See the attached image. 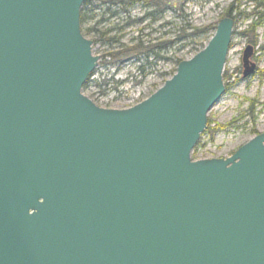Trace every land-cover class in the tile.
<instances>
[{
  "label": "water",
  "instance_id": "water-1",
  "mask_svg": "<svg viewBox=\"0 0 264 264\" xmlns=\"http://www.w3.org/2000/svg\"><path fill=\"white\" fill-rule=\"evenodd\" d=\"M86 1L0 0V264H264V133L190 158L233 21L146 100L103 109L81 93Z\"/></svg>",
  "mask_w": 264,
  "mask_h": 264
},
{
  "label": "rangeland",
  "instance_id": "rangeland-1",
  "mask_svg": "<svg viewBox=\"0 0 264 264\" xmlns=\"http://www.w3.org/2000/svg\"><path fill=\"white\" fill-rule=\"evenodd\" d=\"M164 1L169 6L173 5L175 10L166 11L161 21L154 25L136 22L143 16L141 2H136L134 9L125 15L121 14L120 21H108V18L103 16V10L97 8L99 4L96 0L92 1L90 6L98 9L93 12L96 15L94 22L102 21V17L107 21L100 22L97 27L88 24L89 27L103 31L117 26L124 27V21L128 19L134 22L119 34H109L107 38L121 37V43L130 45L132 38L140 39L143 35V41H150V45L164 41L175 43L167 54L163 55L165 59L152 60V64L144 66L140 73L137 68L142 67L141 64L131 61L119 65L111 64L109 59L105 58L111 51H107L102 46L103 43L95 44L93 38L84 37L92 42V55L99 57V60L81 93L103 109L124 110L139 104L171 78L176 70L177 60H189L200 46H206L219 21L227 18L223 15L224 11L232 8V35L222 72L224 93L207 113L206 128L208 122L211 123L210 130L216 126L232 124L229 128L212 132L211 137L210 134L203 135L205 128L198 140L203 147L197 150L195 157L196 160L229 158L239 147L264 133V8L260 7L264 5V0ZM117 7L110 6V9L118 15L120 10ZM256 13L262 15L260 21ZM254 23L256 26L251 28ZM166 24L167 27L163 26ZM182 26H191L199 31L209 30L206 34H196L193 38L179 43L176 41L180 35L178 30ZM187 31L186 33H191L192 30ZM208 37L210 38L206 40ZM246 46L253 49L250 61L255 69L250 76L243 79L241 58Z\"/></svg>",
  "mask_w": 264,
  "mask_h": 264
},
{
  "label": "trees",
  "instance_id": "trees-1",
  "mask_svg": "<svg viewBox=\"0 0 264 264\" xmlns=\"http://www.w3.org/2000/svg\"><path fill=\"white\" fill-rule=\"evenodd\" d=\"M92 1L94 0H88L86 2L83 3V5L81 6L80 9V29H81V33L83 35V37H91L93 38V43L98 44V43H103V47H105L107 49V51H111V53H108L105 58L109 59V62L111 64H125L128 62H133L136 64H141L140 66L142 67H138L137 70L141 73L144 69V66L148 67L152 64V60H160V59H165V57L163 56L164 54H167V52L172 48L173 44L175 42L171 41H164L162 43H157L155 45H150V41H143V35L141 36L142 38H132V40L130 41V45H126L120 42L121 37H111V38H107L106 36H108L109 34H119L120 32H122V30H125L124 28L126 26H129V19L124 21V27H119L117 26L116 28H111L108 30H103V31H99L96 30L95 27H97L99 25L100 22H105L107 20H104L102 17V21H99L98 23L94 22L95 20V16L93 12H95V10H98L97 8H100L103 10V16H106L109 19H114L116 21H120L119 20V16L121 14L125 15V13H127L126 10V5H129L130 1H136V2H144L145 5H149L150 3L148 2V0H96V3L99 4L97 8L93 9L92 6ZM159 0H152V5L154 6H158L159 5ZM254 2L256 0H253ZM164 7L166 4V1H164ZM111 7H116L119 8L120 13L117 15L114 11H111L110 9ZM260 7L264 8V5L262 4ZM259 7V8H260ZM232 9V8H231ZM231 9H226L224 11V17H227L229 19H232V11ZM256 15L258 16V20L260 21V17L262 16L260 13H256ZM121 17V16H120ZM183 21V20H182ZM94 22V23H93ZM88 24H94L95 27H89ZM163 26H168V24L163 25ZM256 23H254L251 28L255 27ZM187 30H192L191 33H186L188 32ZM209 30V29H208ZM208 30H202L199 31L198 29H195L194 27L188 26V27H180V29L178 30L179 32V36H178V40L176 42H183L186 39H190L191 37L193 38L194 35L196 34H201V33H207ZM141 32V30H140ZM211 37V35H210ZM210 37H208L206 40H208ZM122 40V39H121ZM146 44V45H144ZM204 48V46H200V48L198 50H196L195 54L198 53L199 51H201ZM182 61V60H177L176 61V67L178 65V63ZM175 73V72H174ZM173 73V74H174ZM172 74V75H173ZM92 76V74L88 77V79ZM88 79L86 80V82L84 83V85L82 86V89H84L86 87V83L88 81ZM237 121V120H236ZM232 123H228L225 126H216L215 129H209V126L211 125V123H207V128L206 131L204 132L203 135H208L210 134V137L212 136V132L216 131V130H222V129H226L229 128L231 126ZM211 139V138H210ZM212 141V140H210ZM203 147V145H200V143L198 142L195 147L193 148L192 152H191V159L192 160H196V155H197V150ZM233 154V153H232Z\"/></svg>",
  "mask_w": 264,
  "mask_h": 264
},
{
  "label": "flooded vegetation",
  "instance_id": "flooded-vegetation-1",
  "mask_svg": "<svg viewBox=\"0 0 264 264\" xmlns=\"http://www.w3.org/2000/svg\"><path fill=\"white\" fill-rule=\"evenodd\" d=\"M148 2L150 3L149 5H145L144 2H141V7L143 9V16L138 19L136 22L138 23H142V22H148L149 25H154L155 23H157L158 21L160 22L162 19V15L168 11V10H175V7L173 5L169 6L168 3L164 5L163 0H159V5L158 6H154L152 5V0H148ZM136 3V1H130L129 5H126V10L127 12L129 10H133L134 9V4ZM132 23H134L133 21L129 20V24L131 25Z\"/></svg>",
  "mask_w": 264,
  "mask_h": 264
}]
</instances>
